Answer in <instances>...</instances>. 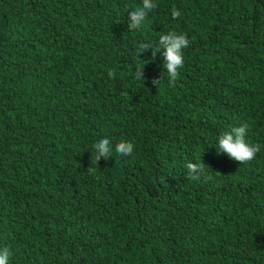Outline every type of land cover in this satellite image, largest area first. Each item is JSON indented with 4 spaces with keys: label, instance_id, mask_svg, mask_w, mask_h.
<instances>
[{
    "label": "trees",
    "instance_id": "16d2710c",
    "mask_svg": "<svg viewBox=\"0 0 264 264\" xmlns=\"http://www.w3.org/2000/svg\"><path fill=\"white\" fill-rule=\"evenodd\" d=\"M153 2L130 31L142 0H0L9 264H264V0ZM172 31L190 42L176 82L151 83L162 51L135 79L152 59L139 45ZM242 125L260 145L244 164L217 154ZM189 162L206 166L199 180Z\"/></svg>",
    "mask_w": 264,
    "mask_h": 264
},
{
    "label": "clouds",
    "instance_id": "9594fccd",
    "mask_svg": "<svg viewBox=\"0 0 264 264\" xmlns=\"http://www.w3.org/2000/svg\"><path fill=\"white\" fill-rule=\"evenodd\" d=\"M157 7L153 0H142V6L136 10L131 11L129 29L134 30L146 25L149 13ZM173 18H178L181 13L173 8ZM189 40L183 34H177L175 31L162 35L159 39V46H152L149 44H140L139 54L149 51L151 49L152 59L144 60L142 64L136 66L135 79L144 80V69L148 63L154 60L158 53L163 52V68L164 73L160 79L152 80L153 87L158 88L168 78L170 83H175L180 75V69L184 66V49L189 47ZM109 75H112L109 73ZM247 125L236 127L232 132H225L218 138L217 154H226L231 160L239 162L240 164L251 162L255 159L257 153L260 151V145H250L246 142ZM134 144L131 142L121 141L115 146V152L121 155L131 156L134 152ZM97 152L96 159L100 161L101 158L107 160L112 156L113 147L110 141L105 138L100 140L96 145ZM204 164H197L189 162L186 165L188 170L187 179L199 180L205 171ZM89 172L93 171L89 167ZM11 253L7 247L0 251V264H9V257Z\"/></svg>",
    "mask_w": 264,
    "mask_h": 264
}]
</instances>
